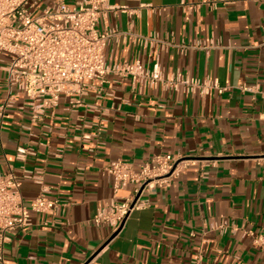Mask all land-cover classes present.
I'll return each instance as SVG.
<instances>
[{
	"label": "crops",
	"instance_id": "0c3cea01",
	"mask_svg": "<svg viewBox=\"0 0 264 264\" xmlns=\"http://www.w3.org/2000/svg\"><path fill=\"white\" fill-rule=\"evenodd\" d=\"M54 2L43 0L40 7ZM108 4L118 10L98 29L119 32L106 48L109 64H159L167 74L214 80L224 92L140 90L130 78L110 76L82 106L62 97L55 117L42 125L32 123L21 109L24 98L18 99L0 129V173L19 178L26 202L46 187L50 199L69 207L58 218L32 214V226L5 245V264H264V252L242 233H264V1ZM150 36L167 45L144 46ZM2 61L0 106L8 95ZM243 83L258 86L257 92L242 91ZM19 148L35 154L21 160ZM167 153L197 165L148 194L149 206L134 211L119 233L96 227L93 217L114 197L104 169ZM131 194L130 185L117 200ZM223 221L228 231L213 228Z\"/></svg>",
	"mask_w": 264,
	"mask_h": 264
},
{
	"label": "built area",
	"instance_id": "2783aa9c",
	"mask_svg": "<svg viewBox=\"0 0 264 264\" xmlns=\"http://www.w3.org/2000/svg\"><path fill=\"white\" fill-rule=\"evenodd\" d=\"M42 1L0 0V58L5 60L1 63L8 86L7 98L0 106V129L6 111L22 97L21 109L29 111L33 124L42 125L55 117L62 97L73 107L82 106L95 84L104 85L110 76L130 78L133 89L140 90L184 89L187 93L202 95L211 89H217L220 94L224 92L214 80L201 81L181 72L167 74L159 64L152 69L140 63L109 64L106 48L119 32L116 28L106 27L103 32L98 29L110 11L118 10L109 6V0H76L73 4L55 0L52 6L41 9ZM146 7L151 13L157 12L156 8ZM151 41L167 45L156 36L144 38L142 44L147 46ZM240 89L254 93L258 86L243 83ZM34 154L31 148L18 149L21 160ZM196 165L193 158L169 153L154 155L138 166L123 160L112 162L104 171L112 180L114 197L95 214L93 224L119 233L134 211L149 206L145 198L148 194L170 187L184 170ZM34 178L42 184L40 177ZM130 185L132 194L118 201V194ZM48 192L43 187L36 198L26 202L19 178L13 173H0V264H5L4 248L11 237L32 226V214H51L55 218L66 214L69 204L50 199ZM232 227L237 231L234 224ZM213 228L225 233L229 226L223 221ZM242 233L250 236L253 244L264 252V233L245 229ZM213 264L220 263L216 260Z\"/></svg>",
	"mask_w": 264,
	"mask_h": 264
}]
</instances>
